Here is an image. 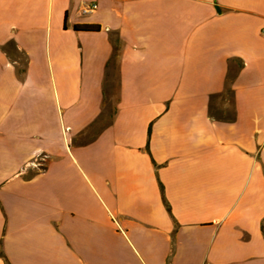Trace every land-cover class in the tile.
Wrapping results in <instances>:
<instances>
[{
	"label": "crops",
	"instance_id": "1",
	"mask_svg": "<svg viewBox=\"0 0 264 264\" xmlns=\"http://www.w3.org/2000/svg\"><path fill=\"white\" fill-rule=\"evenodd\" d=\"M0 264H264V0H0Z\"/></svg>",
	"mask_w": 264,
	"mask_h": 264
},
{
	"label": "trees",
	"instance_id": "2",
	"mask_svg": "<svg viewBox=\"0 0 264 264\" xmlns=\"http://www.w3.org/2000/svg\"><path fill=\"white\" fill-rule=\"evenodd\" d=\"M74 28L75 29H92L91 26H78V25H75ZM231 79H232V76L230 74L227 75V80L230 81ZM225 92L232 96V90H231V88H230V86L228 84L225 85Z\"/></svg>",
	"mask_w": 264,
	"mask_h": 264
},
{
	"label": "built area",
	"instance_id": "3",
	"mask_svg": "<svg viewBox=\"0 0 264 264\" xmlns=\"http://www.w3.org/2000/svg\"><path fill=\"white\" fill-rule=\"evenodd\" d=\"M95 7H96V5H95V4H91V6H90V7H88L86 10H93Z\"/></svg>",
	"mask_w": 264,
	"mask_h": 264
}]
</instances>
